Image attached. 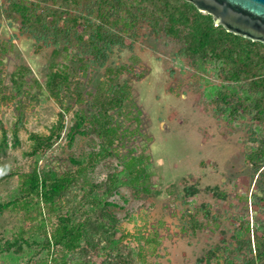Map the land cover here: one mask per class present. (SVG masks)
I'll use <instances>...</instances> for the list:
<instances>
[{
	"label": "trees",
	"instance_id": "obj_1",
	"mask_svg": "<svg viewBox=\"0 0 264 264\" xmlns=\"http://www.w3.org/2000/svg\"><path fill=\"white\" fill-rule=\"evenodd\" d=\"M4 13L14 17L21 31L31 35L39 48L53 47L45 89L60 105L59 119L49 134L30 135L33 141L30 154L50 149L65 129L70 145L77 134H86L87 129L99 141L88 157L72 155L66 166L53 161L41 165L36 159L29 170L11 171L18 174V193L14 198L0 199V215L21 211L22 222L12 234L0 235V253L11 250L20 253L24 247L37 243L47 251L50 264H158L148 258V253H154L160 244L156 224H152V232L141 229L139 234L122 232L120 220L107 209L114 203L93 197V187L85 192L82 205L73 199L79 214L75 206L68 205L78 178L108 156L118 157L137 194L153 191L155 162L150 148L154 136L130 80L120 81L125 73H138L135 80L150 73L132 72L137 60L131 65H113L111 56L116 49L133 50L142 24H147L152 32L182 38L185 44L179 54L193 58L196 65L209 61L221 65L228 82L261 93L254 99L249 91L243 96L237 91L235 95L240 105L250 102L256 116L262 119L264 43L216 25L211 14L187 0H0V15ZM1 25L0 22V28ZM1 54L2 49L0 63H3ZM27 69L21 66L10 74L16 91L14 97L30 92L24 87ZM99 69L104 72L97 80L93 71ZM2 72L0 69V98L5 93ZM217 93L224 105H232L228 92ZM18 110L20 119L15 124L23 120L19 107ZM71 112L74 123L69 126L66 115ZM18 131L16 125L15 138ZM8 144V133L3 130L0 150ZM248 159L257 174L251 204L256 212L264 211V137ZM116 180L115 175L108 179L109 186L104 191L112 192ZM191 216L186 218V213L182 214L181 232H195L199 228L200 222ZM239 227L225 247L231 250L230 254L223 258L213 254L206 264H264V218H256L253 226L245 221ZM35 235L42 240L36 242ZM129 236L138 240V246L125 243ZM99 255L103 256L100 261L96 257Z\"/></svg>",
	"mask_w": 264,
	"mask_h": 264
},
{
	"label": "rangeland",
	"instance_id": "obj_2",
	"mask_svg": "<svg viewBox=\"0 0 264 264\" xmlns=\"http://www.w3.org/2000/svg\"><path fill=\"white\" fill-rule=\"evenodd\" d=\"M0 22V69L5 92L0 98V143L3 130L9 137L8 146L0 150V199H11L17 196L19 186L18 174L11 171L29 170L36 159L41 165L53 161L66 166L72 155L88 157L99 140L87 129L86 134H77L70 145L65 129L50 149L30 154V135L49 134L59 119L60 105L45 89L53 47L39 48L35 39L23 33L17 20L6 13L0 15ZM184 44L182 38L152 32L147 24H142L133 50L116 49L110 59L113 65H131L137 60L132 72L150 73L142 80L134 79L138 73H125L120 81L130 80L154 136L150 148L155 162L152 193L137 194L118 157L108 156L81 175L76 189L69 194L68 205L75 206L79 214L73 199L82 205L85 192L93 187V197L114 203L107 209L120 220L122 232H152V224H156L160 244L154 253H148V258L158 264H206L213 254L226 257L231 250L225 247L233 240L236 228L245 221L253 226L256 218H264V211L256 212L251 204L257 174L248 159L264 137V118L256 116L250 102L240 105L235 95L237 91L241 96L249 91L254 99L261 93L228 82L221 65L210 61L196 65L193 58L179 54ZM21 66L28 68L24 87L30 92L14 97L10 74ZM103 72L104 69L93 71L94 77L101 79ZM218 90L229 93L232 107L218 98ZM18 107L23 120L15 124L20 119ZM73 115H66L69 126L74 123ZM114 175L115 188L104 191ZM183 213L186 218L194 215L200 222L195 232L180 231ZM21 218V211L0 215V235L12 234ZM33 238L36 242L42 240L39 235ZM125 243L138 246L134 236L125 239ZM96 257L99 261L103 258ZM26 263L50 264V257L37 243L24 247L20 253H0V264Z\"/></svg>",
	"mask_w": 264,
	"mask_h": 264
},
{
	"label": "water",
	"instance_id": "obj_3",
	"mask_svg": "<svg viewBox=\"0 0 264 264\" xmlns=\"http://www.w3.org/2000/svg\"><path fill=\"white\" fill-rule=\"evenodd\" d=\"M211 14L216 25L264 43V0H187Z\"/></svg>",
	"mask_w": 264,
	"mask_h": 264
}]
</instances>
